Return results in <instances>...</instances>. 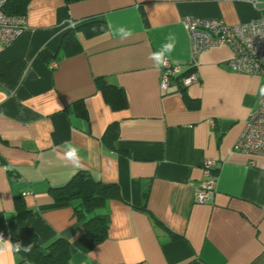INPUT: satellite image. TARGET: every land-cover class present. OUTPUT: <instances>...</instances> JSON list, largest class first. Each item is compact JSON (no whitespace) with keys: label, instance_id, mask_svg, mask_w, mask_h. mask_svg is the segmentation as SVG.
I'll return each mask as SVG.
<instances>
[{"label":"crops","instance_id":"crops-1","mask_svg":"<svg viewBox=\"0 0 264 264\" xmlns=\"http://www.w3.org/2000/svg\"><path fill=\"white\" fill-rule=\"evenodd\" d=\"M258 15L264 0H30L23 33L8 46L0 40V238L15 244L32 229L43 248L64 238L68 264H264V156L235 149L263 78L232 70L229 44L193 67L186 24L203 17L234 26ZM90 18L105 20L106 31L79 32L80 51L68 53L70 22ZM120 26L131 36H115ZM169 33L182 72L163 91L162 67L148 57ZM192 72L198 80L185 86ZM101 85L122 89L124 106L115 108ZM64 141L78 147L80 168L63 158ZM207 159L216 160V190L198 203ZM81 170L121 192L99 209L108 235L91 250L80 200L51 193ZM18 199L31 212L25 221Z\"/></svg>","mask_w":264,"mask_h":264},{"label":"built area","instance_id":"built-area-1","mask_svg":"<svg viewBox=\"0 0 264 264\" xmlns=\"http://www.w3.org/2000/svg\"><path fill=\"white\" fill-rule=\"evenodd\" d=\"M255 5L259 0H251ZM7 0H0V40L5 45L12 44L25 30L26 16L10 15L5 12ZM187 28L192 40L191 65H197L196 57L215 46L229 44L234 55L228 65L232 70L259 75L264 87V15L238 25H228L221 18L187 17ZM69 27H75L71 21ZM53 66H57L54 63ZM182 72V66L169 58L167 66L162 67L160 88L167 91L171 81ZM198 80L195 72L183 77V84L189 85ZM214 124V122L212 121ZM235 149L264 156V98L258 96V104L251 112L246 128ZM216 160L207 159L203 165L205 180L200 184L196 194L198 203H208L216 190Z\"/></svg>","mask_w":264,"mask_h":264},{"label":"trees","instance_id":"trees-1","mask_svg":"<svg viewBox=\"0 0 264 264\" xmlns=\"http://www.w3.org/2000/svg\"><path fill=\"white\" fill-rule=\"evenodd\" d=\"M80 0H67V2H77ZM30 0H7L5 12L10 15L25 16ZM107 29V23L101 18H90L68 28L62 39V46L68 50V53L80 51L81 46L77 34L82 32L88 37H93L104 33ZM107 100L115 107L121 108L125 104L123 90L115 86L101 85ZM117 131L116 125L108 128L106 134L114 138ZM115 133V134H113ZM217 171V170H215ZM51 193L55 200L60 202H70L80 200L77 212L80 218L84 220L85 240L89 250L101 244L108 235L109 218L105 213H99V209L106 206L110 199L120 198L121 192L119 186L115 183H104L95 180L88 171H79L65 185L52 188ZM17 218L25 221L30 215V210L26 209L25 203L17 200ZM20 243L24 246L32 245L31 251L18 254L21 257L19 264H68L71 256V243L58 238L50 243L46 248L39 244V238L35 231L26 229L15 239V244Z\"/></svg>","mask_w":264,"mask_h":264},{"label":"clouds","instance_id":"clouds-1","mask_svg":"<svg viewBox=\"0 0 264 264\" xmlns=\"http://www.w3.org/2000/svg\"><path fill=\"white\" fill-rule=\"evenodd\" d=\"M113 34L123 40L131 36L132 33L130 29L120 26L114 30ZM166 39L167 42L162 44L158 50L151 52L148 57L149 60L153 61V66L157 70L167 66L168 60L176 47V37L174 34L169 33ZM259 95L264 98V87L259 88ZM61 147L63 149V158L70 162L74 168H80L82 164L78 147L73 145L70 141H64ZM31 247V244L27 246L20 243L12 244L0 238V264H7V253H19L21 251L28 253L31 251Z\"/></svg>","mask_w":264,"mask_h":264},{"label":"rangeland","instance_id":"rangeland-1","mask_svg":"<svg viewBox=\"0 0 264 264\" xmlns=\"http://www.w3.org/2000/svg\"><path fill=\"white\" fill-rule=\"evenodd\" d=\"M75 25H76V23H75ZM68 28H71V27L68 26ZM68 28H67V29H68Z\"/></svg>","mask_w":264,"mask_h":264}]
</instances>
